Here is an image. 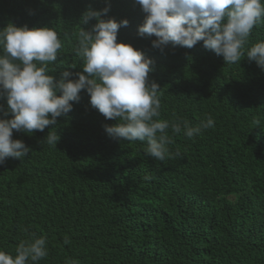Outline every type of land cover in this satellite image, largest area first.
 I'll use <instances>...</instances> for the list:
<instances>
[{"label":"trees","instance_id":"trees-1","mask_svg":"<svg viewBox=\"0 0 264 264\" xmlns=\"http://www.w3.org/2000/svg\"><path fill=\"white\" fill-rule=\"evenodd\" d=\"M109 5L101 19L129 21L117 42L155 62L158 119L195 127L211 116L215 126L191 139L169 129L172 158L161 162L146 155V141L109 137L103 126L118 121L81 90L57 126L13 130L30 151L0 165V250L15 256L21 241L43 235L48 255L38 264H264V71L255 61L225 65L203 41L153 48L154 35H138L146 14L135 0H0V28L53 27L64 44L50 65L59 78L83 71L74 34L97 22L81 23L83 13ZM258 41L264 21L245 51ZM0 106V119L13 118L6 98ZM51 130L56 148L43 142Z\"/></svg>","mask_w":264,"mask_h":264},{"label":"clouds","instance_id":"clouds-1","mask_svg":"<svg viewBox=\"0 0 264 264\" xmlns=\"http://www.w3.org/2000/svg\"><path fill=\"white\" fill-rule=\"evenodd\" d=\"M146 14L138 27V35L155 36L152 47L163 52L174 47L192 48L203 41L206 50L222 56L225 65L240 63L242 57L255 61L264 71V41L245 51L248 38L256 25L264 21V0H135ZM110 5L89 8L81 23L97 22L91 30L78 25L74 34V54L82 61V72L63 70L54 74L64 46L61 34L53 27H17L9 23L0 28V99H5L11 119H0V165L7 158L22 159L30 148L20 139H13V130L31 134L57 126L58 117L67 116L72 102H79L81 90L90 96V105L106 119V134L117 140L147 142L146 155L165 161L172 158L168 145L172 136L183 133L189 139L214 128L211 116L192 127L187 120L158 119L161 116L160 85L149 79L155 62L130 44L117 42L120 27L127 19L103 20ZM65 36L67 34H64ZM62 63V62H61ZM76 68L77 63L68 65ZM51 73V74H50ZM87 74V75H85ZM77 77L69 79L70 77ZM59 93V95H57ZM2 107V106H0ZM5 112V115L8 114ZM259 125V121L255 122ZM55 128V127H53ZM60 137L49 131L43 142L55 147ZM150 180L151 176H145ZM15 256L0 250V264H38L48 255L47 237L21 241Z\"/></svg>","mask_w":264,"mask_h":264}]
</instances>
